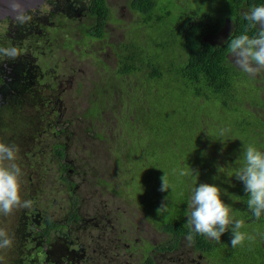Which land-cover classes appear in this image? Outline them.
<instances>
[{"label": "rangeland", "instance_id": "374dc122", "mask_svg": "<svg viewBox=\"0 0 264 264\" xmlns=\"http://www.w3.org/2000/svg\"><path fill=\"white\" fill-rule=\"evenodd\" d=\"M176 1H160L161 6H165V8L171 11V17L175 13L186 10L215 13L223 9L225 2V0ZM52 2V6L59 11L57 18L61 17L62 21L61 26L58 24L54 25L56 20L55 18L52 19V36L57 37V45H54L51 50L53 56L52 65L56 69V73L53 75L57 76L61 73L63 83L61 86L53 84L54 87L51 91L50 99L52 100V105L55 106L56 104L61 109V116L59 117L56 110L52 109V105H49L47 108L43 100L44 93H38L35 99L40 100V105H36L35 108L31 109L32 111L30 110L32 114L31 119L26 117V119L19 118L18 122L14 121L12 123L10 120L4 122L3 138L9 143L17 144L20 148L17 163L24 173L22 198L32 200L33 205L28 209L20 208L9 216H0V228L5 229L13 238V246L11 248L0 250V256L3 257V260H0V264H21L26 261L25 256L31 255L30 252L34 249H32V246L41 239L36 230L40 216L45 213L54 214L57 219H62L65 212L70 208L69 191L65 187L60 186L59 179H57L58 163L54 157L49 156L44 151L42 152L43 155L36 153L33 163L35 169L33 171L32 168L28 167L31 163L27 162L25 157L22 158L24 153L21 151L31 141L29 135L32 133V128H37L35 137L41 139L39 135L44 133L43 130L47 128L49 122L56 128H60V125H55L56 123H63L61 126L66 127L67 137L64 136L65 140L63 142L67 143V151L63 158L73 167L71 173L69 172L66 175L70 181L79 185L80 193L78 195H82L81 199L83 200L81 210L87 211V214H84L83 220L79 222L83 239L89 241L90 234H98V229L95 227L96 224L97 226L106 225V233L102 234L101 232V238H99L100 250L106 253V255H99L100 259L107 261L110 259V255L113 256L117 252L124 253V244L121 243L116 249L112 241H109V237L104 236L111 230H113V232H110L112 234L128 236V233L119 232V223L127 224L130 222L131 226L135 227L134 224L137 225L141 221L142 225L147 227L144 221L148 218L149 221L152 220L155 226L159 228L171 219L180 218L178 210L181 209L183 204L181 199H170L166 196L165 191H160L162 183L158 187L155 184V195H140L141 191L138 187H141L146 182L140 177L133 179L130 166L132 162H135L130 159L127 160L124 152L126 150L125 144H128V153L132 150L150 152L152 149L147 146L148 137L141 135L138 140H134L132 139V135L129 134V138L126 135L127 131L125 122L122 119L123 111L121 108L128 110L129 106H132V101L130 95L125 94L124 90L127 91L134 86H138L141 90L143 85L139 77L144 76V73L139 72L125 76L118 75L117 47L130 46L131 48L133 47V43L135 44L137 41L143 40L148 51L154 52L155 46L151 45L150 37L154 38L156 33L152 30L149 31L143 25L139 27L141 17L130 9L128 0H108L110 17L107 21V34L105 37L100 40L90 39V37L83 34L80 38L76 29V23L82 22L84 28L85 25L91 22V19L86 16L89 0H52ZM62 29L67 34L64 37H61ZM230 29L231 23L227 21L225 28L217 36L211 37L210 40L220 42L228 36ZM145 35L148 41H146ZM62 38L65 41V45L60 46L59 43L63 42ZM77 40L82 41H78V45H76ZM124 42L128 44L120 45ZM228 59L234 65L229 56ZM236 69L239 68L236 67ZM244 77L248 79L247 75H244ZM246 79L241 81V86L243 87L245 100L251 103L244 102V104L237 105L239 109L238 114H241L242 116L240 117L246 119L251 118L255 122L264 114V109L258 107V105L264 106V72L259 73L254 79ZM149 100L150 102L154 101L151 97ZM242 102L243 98L241 99ZM154 103L156 102L154 101ZM154 106L157 107V104ZM246 108L254 114L250 113ZM207 113L212 119L203 118L197 127H195V124L193 129L188 127L187 146L179 138L168 141L156 138L151 141L157 142L158 140V142L162 143L163 150L167 156H170L168 166L159 168L160 171L158 173L162 176L164 175L161 172L163 169L176 170L177 172L184 170L187 174L192 170L194 173L191 174L193 178L186 186L189 197H191L193 189L202 184L198 179H195V175H200V169L210 172V174L211 172L218 171L222 175L220 179L222 180L224 175L230 176L232 172H236L243 165L244 145H248L244 141L243 136H241L243 146L240 148V145L237 144V149H232L230 154L228 153L233 166L230 164L225 165L224 163L222 166H218L221 164V161L218 159L217 165L215 156H210L208 159L206 152L201 153L196 158L197 147L200 148L202 146V141L206 143V147L204 148L208 152L222 155L219 151L220 146L211 145L213 141L220 140L219 127H216L218 117L213 114V110L211 109H208ZM56 117L58 121L55 123ZM226 118L229 121L226 122L225 126H230L232 131H235L234 124L236 121L228 116ZM36 121H40L38 127ZM138 132L140 133V130ZM89 133L94 135H89ZM48 135L50 136V134ZM46 140L50 141V138L48 137ZM124 140L127 143H124ZM229 145V143H226L224 151L228 149ZM116 147L122 148L121 151H118ZM38 149L40 148L36 146V150ZM186 150L187 152L185 153L184 151ZM116 155L122 162V167L117 168L118 174L117 172L115 174L116 165L114 157ZM175 155L182 157V165L174 158ZM223 159L225 160L224 156ZM164 163H166L165 159ZM45 167L46 169L43 172ZM97 177H101L113 190L119 193H111V189L109 193V189L103 186H99L98 188L93 187L92 183H95ZM183 178L184 176L178 173L176 178L170 179L169 188L172 190L181 189L180 186L184 184ZM208 181L209 184H214L222 189L221 199L232 207V212L236 219L244 221V227L241 231L254 237V239H245L241 245L233 248L230 243L232 238V226L230 225L229 230L222 234L221 240L213 242L214 244L211 245L210 251L205 253L207 258L201 256L197 251L189 253L190 248H188V245L190 244L186 239H183L180 242L181 247L176 252L158 256L156 259L159 262L158 264H178L177 258L184 256H190L192 259L190 264L198 262L202 264H264V246L262 245V242L264 243V215L259 219H251L250 217L244 219V214L238 206L240 205V201L248 199L250 194L244 191L243 182L237 180L236 184H226L222 180L223 182L221 183L214 176L209 177ZM76 185L74 189L78 192ZM157 191L159 194H156ZM173 195L175 197L180 196L178 190ZM189 197L188 202L190 201ZM104 202L109 203L110 206L105 205ZM162 204L167 205V210H161L158 213V209L161 208ZM93 205H96L95 208H92ZM100 216L102 217L100 218ZM106 218H108L107 221L105 220ZM27 223L30 228L35 226V229L30 231L29 227H23ZM143 226L141 227V232H139L142 237L138 233L141 238L146 237L150 241V237L147 236L148 233L157 242L169 237L167 233L164 234L163 232L156 231L152 225L149 228L150 232H145ZM113 227H115V231ZM129 231L134 235L137 230L133 228ZM128 240L129 238L126 241ZM141 242V239H139L138 245L135 247L137 251L133 253V262H141V250L138 249L141 246ZM106 243H109L110 249L103 251ZM130 247L131 245L128 246L127 252L130 251Z\"/></svg>", "mask_w": 264, "mask_h": 264}, {"label": "trees", "instance_id": "16d2710c", "mask_svg": "<svg viewBox=\"0 0 264 264\" xmlns=\"http://www.w3.org/2000/svg\"><path fill=\"white\" fill-rule=\"evenodd\" d=\"M160 1L128 0L130 9L141 17L139 27L143 25L149 31L152 30L156 33L154 38L150 37L151 45L155 46L154 52L148 51L143 40L133 43L131 48L130 46H123V48L118 46L116 51L118 75L144 73V76L139 77L143 85L141 90L138 86L131 87L127 91L124 90L125 94L130 95L132 106H129L128 110L121 108L128 138L129 134L132 135L134 140H138L141 135L146 136L149 138L147 146L152 149L150 152L132 150L128 153V144H125V157L127 160L130 159L136 163L132 162L130 166L133 179L140 177L146 182L138 187L142 196L145 194L155 195V184L158 187L162 183V175L158 173L159 168L166 167L169 164L170 156H167L163 150V144L158 140L157 142L151 141L156 138L167 141L179 138L185 145L188 144V127L193 129L194 124L197 127L203 118L212 119L207 113L208 109L213 110V114L218 117L216 127H219L220 131L218 132L220 140L213 141L211 145L220 146V154H224L225 160L222 155L208 152L204 148L206 143L203 141L201 143L203 147L200 146L201 149L197 147L196 158L201 153L206 152L208 159L210 156H215L216 164L218 159L221 161V164H217L218 166H222L223 163L233 166L229 154L232 149H237V144L240 145V148L243 146V139L248 145H253L264 151V121L260 118L253 122L251 118L246 119L238 114L237 105L244 104V102L251 103L245 100L243 87L241 86V81L246 79L244 75L247 74L240 69H236L229 62L227 49L231 38L244 33L249 35L256 33L257 29L250 25L244 18L243 13L252 6L264 5V0H225L223 9L215 13L186 10L175 13L173 17H171L170 10L160 5ZM86 16L91 19V22L84 26V35L90 37V39H103L106 35L105 25L110 17L108 1L89 0ZM233 16L235 23L231 19ZM227 21L231 23L228 36L220 42L210 40L211 37H215L220 33ZM145 38L148 41L146 35ZM122 44L127 45L128 43L124 42L120 45ZM247 77L246 80L251 79L248 75ZM150 97L156 103L151 101V104ZM242 98L243 102L241 103ZM155 104H157V107L154 106ZM262 108L264 109V106ZM248 111L253 113L250 110ZM227 116L236 121L234 124L235 131H232L230 126H225L226 122L229 121L226 118ZM262 117L264 118V114ZM196 119L198 120L196 121ZM137 129L140 130V133ZM60 130L62 132L66 131L63 127H60ZM222 130H226L223 135H221ZM89 135L94 134L89 133ZM241 136H243L242 140ZM125 140L124 143H127ZM226 143L230 145L224 151ZM59 149L61 150V148L56 149L57 153ZM116 149L121 151L122 148L116 147ZM184 152L186 153L187 150ZM118 153L116 154L118 155ZM63 154V151L58 153L60 158L64 156ZM117 155L114 157L115 174L116 172L118 174L117 168L122 167V162ZM178 156L175 155L174 158L182 165V157ZM164 159L166 163H164ZM161 172L167 175L169 187L170 179L176 178L179 173L176 170L170 171L167 169H163ZM199 172L200 175H195V179H198L202 184H209L208 179L211 176H214L221 183L224 180L223 183L226 184H236L238 180L235 176L236 172H232L230 176L224 175L222 180H220L222 175L218 171L210 174V172L200 169ZM191 174L192 172H188L187 175H184V184L180 186L181 189L172 190L169 188L165 191L166 196L170 199H181L183 204L181 209L178 210L180 218L171 219L159 227L160 230L169 234L168 240L162 242L159 246L161 249H171L177 246L182 236L187 237L191 231L186 224L189 203L186 186L193 178ZM58 179L65 182L66 178L64 179L62 173ZM176 190H178L180 196L175 197L173 195ZM70 198L71 209L67 214L73 217L77 213L75 209L76 199H74L73 194ZM238 208L244 214V219L249 217L256 219L247 207V199L240 201ZM175 212L177 211L175 210ZM263 215L264 213L261 216ZM193 235L192 247L205 253L210 251L211 245L216 242L200 234Z\"/></svg>", "mask_w": 264, "mask_h": 264}, {"label": "flooded vegetation", "instance_id": "af4514ba", "mask_svg": "<svg viewBox=\"0 0 264 264\" xmlns=\"http://www.w3.org/2000/svg\"><path fill=\"white\" fill-rule=\"evenodd\" d=\"M52 3V0H24V7L29 10L32 20L27 24L19 25L8 16L7 0H0V46H16L20 49L21 53L19 58L14 61L8 60L4 56H0V136L2 137L4 136L3 126L5 121L10 120V122L13 123L14 121L18 122L19 118L26 119V117H28L31 119V109L35 108L36 105H40V100L35 99L38 93H44V104L47 105L48 108L49 105H52V100L50 98L51 91L54 87L53 84L61 86L63 83L61 73L57 76L53 75L56 73V69L52 65L53 56L51 50L54 45H57V37L52 36V19L55 18L56 20L54 25L58 24L61 26L62 21L61 17L57 18L59 11L52 6ZM106 26L107 23L105 25V30ZM225 26L226 24L222 27V30ZM76 29L81 38L84 34L83 23H76ZM61 32V37L67 35L65 34V30L62 29ZM78 41L80 42L82 40H77L76 45H78ZM64 42L65 41L63 40L59 45H65ZM52 79L54 80L52 81ZM260 108H262V106ZM52 109L56 110L59 117L61 116V109L57 107L56 104L55 106L52 105ZM261 119L264 121L263 117H261ZM57 121L58 119L56 117L55 123ZM50 123L51 122H49L47 128L43 130L45 134L43 133L42 135H39V138L41 139L35 137L37 128H32V133L29 135L31 141H29L27 147H24L21 152L24 153L22 158L25 157V159H27L26 161L31 163L28 167L32 168V171L35 169L33 163L35 161L36 153L43 155L42 152L44 151L49 156L54 157L58 163V179L59 175H62V173L65 175L69 172L71 173L73 167L63 158L67 151V143L63 142V140H65L64 136L67 137L66 131L62 132L60 128H56ZM36 124L38 127L40 121H36ZM62 124L56 123L55 125H60V127H62ZM63 128L66 129V127ZM48 134H50V136ZM48 137L50 138V141L46 140ZM62 143L64 144L62 145ZM36 146L40 149L36 150ZM58 148H61V150H58V153L62 151L64 153L62 158H60L56 152V149ZM45 169L46 167L43 169V172ZM65 175L64 179L66 178L67 180L65 179V182L59 180L60 186L65 187L66 190L69 191V210L71 209L70 196L73 194L74 199H76V216L71 217L68 215L67 213L69 210L65 212L62 219H57L54 214H42L36 225V230L38 231L37 234L41 239L33 245L34 247L32 246V249L34 248L30 252L32 256L30 254L26 255V261L21 264H158L159 262L156 260L158 256L164 255L165 253L176 252L181 247V240L186 239V236L183 235L177 246L172 247L171 249H161L159 246L162 242L168 240L169 237L157 242L148 233L147 236L151 239L149 241L146 237L141 238L142 236L139 233L143 226L141 221H137L138 224H134L135 227H132L130 222L127 224L119 223V232L128 233V236L110 233L113 232V230L109 231V233L104 236L109 237V241H112V244L116 249L121 243L124 244V253L117 252L113 256L110 255V259L107 261L100 259L99 255H106V253L100 250L99 246V238H101L100 234L101 232L103 234L106 231V225L97 226L96 224L95 227L98 229V234H90L89 241L83 239L79 222L83 220L84 214H87V211L81 210L83 200L81 199L82 195H78L80 193L79 185L70 181L67 175ZM92 184L94 185L93 187L96 188L103 186L104 188L109 189V193L110 189L111 193H119L118 191L113 190V188H111V186L101 177H97L95 183ZM75 185L78 192L74 189ZM104 204L109 205L107 202H104ZM95 206L96 205H93L92 208H95ZM101 217L102 216H100V218ZM105 220L107 221L108 218ZM144 224L147 225V227L143 226L145 232H150L149 228L150 225H152L156 231L163 232L164 234L167 233L157 228L155 223L152 220L149 221L148 218L144 221ZM25 226L29 227L28 223L23 227ZM133 228L137 230L134 235L129 231ZM34 229L35 226H32L30 231ZM113 229L115 231V227H113ZM127 238H129L128 241H126ZM139 239L142 241L141 246L138 247V249L141 250V262L137 263L133 262L132 258L134 251H137V248L135 247L138 245ZM129 245H131V249L127 252ZM262 245L264 246L263 242ZM109 246V243H106L103 247V251L110 249ZM188 246V248H190L189 253L197 251L201 256L207 258L205 252L196 250L191 244ZM177 260L178 264H190L192 261L190 256L178 257ZM195 264L202 263L198 262Z\"/></svg>", "mask_w": 264, "mask_h": 264}, {"label": "clouds", "instance_id": "9594fccd", "mask_svg": "<svg viewBox=\"0 0 264 264\" xmlns=\"http://www.w3.org/2000/svg\"><path fill=\"white\" fill-rule=\"evenodd\" d=\"M7 9L8 16L19 25L32 20L29 10L24 7V0H7ZM243 16L257 31L254 35L244 33L231 38L227 49L232 63L254 79L259 73L264 72V5L250 7ZM231 19L235 23L234 16ZM20 54V49L16 46H0V56L8 60L14 61ZM224 131L226 130H222L221 135ZM19 151L17 144L9 143L0 136V216H9L20 208L28 209L33 205L32 200L22 198L24 173L17 163ZM243 161L235 176L243 182L244 191L250 194L247 199L248 209L259 219L264 213V151L253 145H244ZM179 174L184 176L187 172L181 170ZM161 180L160 191H167L169 189L167 175L164 174ZM221 195L222 189L214 184L203 183L193 189L188 203L186 223L191 229L186 237L190 244L194 242L193 234L220 241L222 234L229 230L230 225L232 226L230 243L233 248L241 245L245 239H254L241 231L244 221L236 219L232 207L221 199ZM161 210L166 211L167 205L162 204L158 213ZM12 246L13 238L5 229L0 228V250ZM0 260H3L2 256Z\"/></svg>", "mask_w": 264, "mask_h": 264}]
</instances>
